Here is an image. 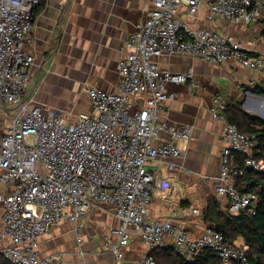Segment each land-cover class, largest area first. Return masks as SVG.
<instances>
[{
	"label": "built area",
	"instance_id": "2783aa9c",
	"mask_svg": "<svg viewBox=\"0 0 264 264\" xmlns=\"http://www.w3.org/2000/svg\"><path fill=\"white\" fill-rule=\"evenodd\" d=\"M152 7L124 43L116 68V90L85 89L97 114L79 113L66 121L60 111L44 112L25 88L34 57L33 9L40 0H0V105L13 106L10 126L0 139V257L8 264H65L59 254H38V237L61 220L74 223L81 241L84 216L95 206L111 205L118 225L104 237V248L120 260L136 235L144 244L139 264H155L150 251L169 243L188 261L203 249L214 251L222 264H255L246 247L225 239L211 227L191 237L180 223L150 218L152 194L169 188L167 176L155 177L147 164L157 158L181 156L179 140H189L190 124L167 126L158 116L166 83L197 81L191 71L172 72L159 67L162 55L189 54L207 63L237 64L264 76V56L252 54L230 33L191 26L180 20V9L194 16L201 6L206 20L250 24L263 17L264 0H150ZM147 94L144 104L129 111L132 98ZM227 103L215 94L209 107L212 119L222 123L219 175L214 192L228 201V211L254 213L256 196L241 191L237 179L244 167L264 169L255 160L253 137L227 121ZM161 133L167 135L161 138ZM243 158L237 164L236 155ZM196 214L197 209H193ZM166 241V242H165ZM6 242V243H5Z\"/></svg>",
	"mask_w": 264,
	"mask_h": 264
},
{
	"label": "crops",
	"instance_id": "0c3cea01",
	"mask_svg": "<svg viewBox=\"0 0 264 264\" xmlns=\"http://www.w3.org/2000/svg\"><path fill=\"white\" fill-rule=\"evenodd\" d=\"M151 7L150 0H40L33 9V41L28 49L34 63L29 71L25 98L44 112L60 111L66 121L83 112L97 114L85 89L116 90V65L126 38L145 19ZM180 10V20L191 26L230 33L244 49L264 56V36L260 34L263 27L259 20L248 25L219 19L209 22L204 6L191 17ZM155 60L159 67L172 72L191 71L197 86L165 85L166 93L173 97L161 104L160 120L167 126L190 124L193 133L189 140L177 141L182 154L171 159L176 165L174 169L166 167L170 159L157 158L147 164L148 172L155 177L166 175L169 181L168 189L152 194L150 218L180 223L191 237H198L206 227L203 217L206 210L213 214L228 211L227 199L216 195L213 186L219 175L222 146V123L212 119L209 113L213 96L219 94L227 105L243 99L244 111L259 116L264 101L251 89L264 76L237 64H211L189 54L162 55ZM146 96H134L129 111L141 107ZM13 111V106L0 105V139L10 126ZM166 137L161 133V138ZM4 191L0 183V192ZM99 206L84 216L79 243L74 223L61 220L38 237L39 256L59 254L65 264H139L145 247L136 235L124 248L120 260L104 248V236L118 225V220L111 205ZM193 209L198 212L195 214ZM1 213L0 205V216ZM235 244L244 246L241 237ZM168 246L171 245L164 243L162 248ZM0 264L8 263L0 257Z\"/></svg>",
	"mask_w": 264,
	"mask_h": 264
},
{
	"label": "trees",
	"instance_id": "16d2710c",
	"mask_svg": "<svg viewBox=\"0 0 264 264\" xmlns=\"http://www.w3.org/2000/svg\"><path fill=\"white\" fill-rule=\"evenodd\" d=\"M260 34L264 36V26ZM251 90L264 101V80ZM242 105L243 99L233 101L227 105L224 115L239 131L253 137L252 155L255 160H262L264 163V118L248 114ZM236 159L237 164L243 166V158L239 154ZM236 185L241 191L255 194L254 213L243 211L231 214L229 211H218L213 214L206 210L203 216L205 225L221 232L229 242L235 243V240L241 237L249 259L255 264H264V169L256 171L244 167V173L237 179ZM150 254L155 264H222L218 255L209 248L203 249L192 261L178 255L173 246L156 247ZM230 264L238 263L233 261Z\"/></svg>",
	"mask_w": 264,
	"mask_h": 264
},
{
	"label": "water",
	"instance_id": "95a60500",
	"mask_svg": "<svg viewBox=\"0 0 264 264\" xmlns=\"http://www.w3.org/2000/svg\"><path fill=\"white\" fill-rule=\"evenodd\" d=\"M259 117L264 118V105L263 104L261 105V110L259 112Z\"/></svg>",
	"mask_w": 264,
	"mask_h": 264
},
{
	"label": "rangeland",
	"instance_id": "374dc122",
	"mask_svg": "<svg viewBox=\"0 0 264 264\" xmlns=\"http://www.w3.org/2000/svg\"><path fill=\"white\" fill-rule=\"evenodd\" d=\"M264 19H260L258 22L262 25V27L264 26V22H263ZM258 115V114H257ZM96 207V206H95ZM97 207H100V206H97ZM93 209V208H92ZM91 209V210H92ZM95 209V208H94Z\"/></svg>",
	"mask_w": 264,
	"mask_h": 264
},
{
	"label": "bare ground",
	"instance_id": "6f19581e",
	"mask_svg": "<svg viewBox=\"0 0 264 264\" xmlns=\"http://www.w3.org/2000/svg\"><path fill=\"white\" fill-rule=\"evenodd\" d=\"M260 110H261V108H260ZM260 110L258 112H260Z\"/></svg>",
	"mask_w": 264,
	"mask_h": 264
}]
</instances>
